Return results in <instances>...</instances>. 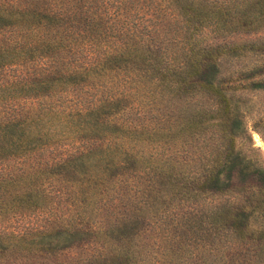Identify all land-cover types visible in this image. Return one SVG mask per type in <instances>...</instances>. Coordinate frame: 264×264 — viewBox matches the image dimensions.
Wrapping results in <instances>:
<instances>
[{
  "label": "trees",
  "instance_id": "obj_1",
  "mask_svg": "<svg viewBox=\"0 0 264 264\" xmlns=\"http://www.w3.org/2000/svg\"><path fill=\"white\" fill-rule=\"evenodd\" d=\"M263 19L264 0H0V72L20 70L0 81V223L46 218L0 231V264L75 239L74 264H264L244 124L264 79L236 81L264 43L206 41Z\"/></svg>",
  "mask_w": 264,
  "mask_h": 264
},
{
  "label": "rangeland",
  "instance_id": "obj_2",
  "mask_svg": "<svg viewBox=\"0 0 264 264\" xmlns=\"http://www.w3.org/2000/svg\"><path fill=\"white\" fill-rule=\"evenodd\" d=\"M27 2H32V0H25ZM86 0H82V2H85ZM223 1V0H222ZM240 2L246 1V0H238ZM41 4V3H40ZM147 5L149 6V11L152 9V5L148 3H144V9L147 11ZM238 24L240 25L244 24L243 20L238 21ZM252 27H248V29H251L250 32L248 33H235L232 34L226 38H216L213 37L212 35H208L206 37V41L210 44L214 43H235V44H243V43H252V42H263L264 43V19L261 20L260 23H253ZM245 29V28H242ZM256 29V30H255ZM249 46V45H247ZM260 67L261 69H255V70H250L252 67ZM20 70L18 69H7L6 72H0V81L3 79H7L8 77H11L13 75H16ZM241 74L237 75L236 81H239L240 79H247L251 78L254 81H260L264 79V58L259 56L249 64L246 68H244ZM251 71V72H250ZM261 75V76H259ZM237 83V82H236ZM235 83V84H236ZM241 84L246 83V80H240ZM239 85V84H237ZM258 91V90H257ZM256 94V93H255ZM261 102L259 107L255 108V112H253L251 115H248L245 117L244 124L249 130L253 143L255 147H257L262 156L264 157V93L263 94H258V98ZM58 154V153H57ZM7 218V217H6ZM45 215H34L29 217L27 220L15 222L13 220L7 219V221H3L0 223V231L2 230H8V231H16L17 228L26 227V225H29V227H36L37 225H41L45 221ZM153 235L152 233L146 232L141 235L142 240H144V243L147 244L148 247V252H153L155 249L153 248L152 245V240H153ZM85 239V241H89V238H81ZM81 240L75 239L74 241L66 244L65 246H62L63 249L58 252L57 255L51 256L45 259L46 263L48 264H74L76 260L79 258H82L85 256L86 252L88 251L87 248H89V245L86 244L82 248L80 245ZM70 247H68V246ZM66 247V248H65ZM68 247V248H67ZM146 248V247H145ZM209 261V260H207Z\"/></svg>",
  "mask_w": 264,
  "mask_h": 264
}]
</instances>
